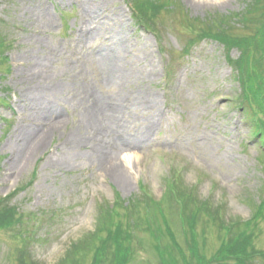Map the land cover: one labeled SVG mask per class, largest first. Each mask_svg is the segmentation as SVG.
Returning a JSON list of instances; mask_svg holds the SVG:
<instances>
[{"label": "rangeland", "instance_id": "1", "mask_svg": "<svg viewBox=\"0 0 264 264\" xmlns=\"http://www.w3.org/2000/svg\"><path fill=\"white\" fill-rule=\"evenodd\" d=\"M165 2L151 32L128 0H0V198L27 187L11 202L21 224L0 230V264H16L24 247L37 264H70L72 247L83 241L88 257L81 263L84 252L74 250L77 264H91V236L118 209L117 198L125 223L126 205L146 193L168 203L169 183L178 182L199 201L224 204L226 221L252 219L253 247L264 253V212L253 219L264 199V142L225 59L241 51L212 39L183 55L195 33L188 25L216 30L264 0ZM257 25L247 22L238 36L250 38ZM101 148L118 153L123 177L106 168ZM177 206L167 213L175 216ZM203 230L202 252L211 260L222 231ZM134 235L141 247L131 264H160L153 239Z\"/></svg>", "mask_w": 264, "mask_h": 264}, {"label": "trees", "instance_id": "2", "mask_svg": "<svg viewBox=\"0 0 264 264\" xmlns=\"http://www.w3.org/2000/svg\"><path fill=\"white\" fill-rule=\"evenodd\" d=\"M129 1L133 10V18L143 28L154 32V23H152L154 17L152 16L160 13L162 7L167 4L165 0ZM236 21L240 27L235 28V25L232 24ZM249 21H256L260 24V26H256V34L250 38L244 35L238 36L239 31L248 27L247 22ZM188 22L190 23V19ZM188 26H192L195 33L192 40H189L184 54H187L192 45L205 39L216 40L228 49L230 47L240 49V58L234 61L227 57V62L235 71L237 81L241 83L242 102L250 107V110H254L252 118L257 124L260 134H263L264 123H262L261 117H264V3L256 4L250 9L247 7L245 14L241 17L231 15L230 18H225L216 30L211 27L212 24L209 26L190 24ZM229 30L232 33H227ZM25 188L27 187L17 188L8 197L0 198V230L10 229L21 224L23 215L18 213L17 208L12 206L11 202L17 193ZM167 195L171 198L168 203L164 200L161 204H156L151 201L150 196L145 195L138 203L132 204V202L131 205H126L123 209L128 214L124 216L125 223L118 220L120 218L118 209L122 204L117 198L118 209L109 211L111 219L103 218L102 222L99 221L96 233L91 236L93 244H96L91 264H131L135 254L134 248L141 247V240L134 235L136 232H144L153 239L160 264H224L227 262L250 264L254 255L264 257L263 253L255 251L253 247V236L250 231L252 219L244 224L238 219L230 222L224 220L222 205L217 206L211 201H199L193 192L180 189L179 182L177 184L169 183ZM172 203L178 205L175 216L172 213H167L171 212L170 204ZM131 206L138 208L141 214L140 220L134 219L136 214L130 211L132 210ZM263 212L264 199L258 206L255 205L253 219L256 221L263 218ZM154 213L158 217H155ZM168 216L171 218H167ZM211 224L218 226L222 231L221 245L214 258L207 260L202 252L206 244L203 239V229ZM171 226L176 230L178 227V235L174 233ZM164 241L169 244L164 246ZM88 245L89 241H83L72 247L69 255L73 254L75 257L72 256L73 261H70V264H77L79 255L84 252L79 257V261L83 263L84 259L88 257V251L85 250ZM74 250L80 252L79 255L75 254ZM17 256L16 264H37L25 247L17 252Z\"/></svg>", "mask_w": 264, "mask_h": 264}, {"label": "bare ground", "instance_id": "3", "mask_svg": "<svg viewBox=\"0 0 264 264\" xmlns=\"http://www.w3.org/2000/svg\"><path fill=\"white\" fill-rule=\"evenodd\" d=\"M58 124H59L58 121L55 122L53 124V128H56L58 126ZM41 144H42V137H40L36 141L35 146H33L34 147V150L39 149L40 148L39 146ZM103 149H105V148H101L100 150H98L99 154H102L101 160L104 161V165L106 166V168H108V169H115L117 167L116 166V164L118 162L117 160L119 159L118 153L117 152H114V150L111 149V148L110 149H107L105 151V153H104V152H102ZM121 150H122V148L119 149V151H121ZM117 170L119 171L118 167H117ZM118 174H120V176L123 177V175H122V173H120V171H119Z\"/></svg>", "mask_w": 264, "mask_h": 264}]
</instances>
